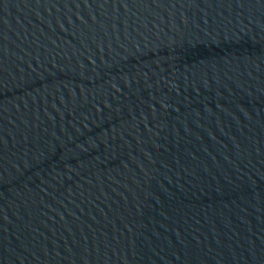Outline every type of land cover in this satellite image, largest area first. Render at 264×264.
<instances>
[{
	"label": "water",
	"instance_id": "95a60500",
	"mask_svg": "<svg viewBox=\"0 0 264 264\" xmlns=\"http://www.w3.org/2000/svg\"><path fill=\"white\" fill-rule=\"evenodd\" d=\"M0 264H264V0H0Z\"/></svg>",
	"mask_w": 264,
	"mask_h": 264
}]
</instances>
